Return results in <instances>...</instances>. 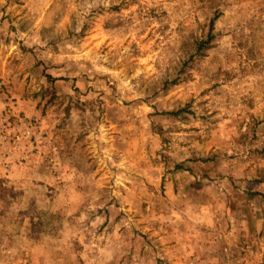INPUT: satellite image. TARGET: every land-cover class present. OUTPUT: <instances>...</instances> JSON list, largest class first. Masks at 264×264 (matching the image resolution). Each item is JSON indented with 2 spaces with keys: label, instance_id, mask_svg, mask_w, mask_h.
<instances>
[{
  "label": "rangeland",
  "instance_id": "1",
  "mask_svg": "<svg viewBox=\"0 0 264 264\" xmlns=\"http://www.w3.org/2000/svg\"><path fill=\"white\" fill-rule=\"evenodd\" d=\"M0 264H264V0H0Z\"/></svg>",
  "mask_w": 264,
  "mask_h": 264
},
{
  "label": "trees",
  "instance_id": "2",
  "mask_svg": "<svg viewBox=\"0 0 264 264\" xmlns=\"http://www.w3.org/2000/svg\"><path fill=\"white\" fill-rule=\"evenodd\" d=\"M209 41H210V39L209 40H206V41H204V42H207V43H209ZM205 45V44H204ZM181 111H178L177 113H172V114H179Z\"/></svg>",
  "mask_w": 264,
  "mask_h": 264
}]
</instances>
